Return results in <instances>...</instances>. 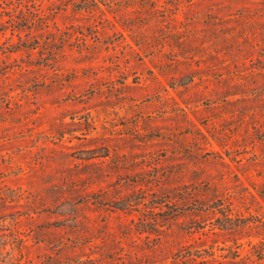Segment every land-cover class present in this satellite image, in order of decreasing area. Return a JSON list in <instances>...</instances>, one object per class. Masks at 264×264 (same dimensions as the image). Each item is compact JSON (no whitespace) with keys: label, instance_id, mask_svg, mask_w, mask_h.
Here are the masks:
<instances>
[{"label":"rangeland","instance_id":"rangeland-1","mask_svg":"<svg viewBox=\"0 0 264 264\" xmlns=\"http://www.w3.org/2000/svg\"><path fill=\"white\" fill-rule=\"evenodd\" d=\"M0 264H264V0H0Z\"/></svg>","mask_w":264,"mask_h":264}]
</instances>
